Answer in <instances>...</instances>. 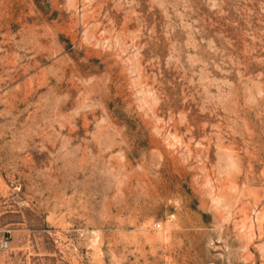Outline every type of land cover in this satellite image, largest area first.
<instances>
[{
    "label": "rangeland",
    "instance_id": "1",
    "mask_svg": "<svg viewBox=\"0 0 264 264\" xmlns=\"http://www.w3.org/2000/svg\"><path fill=\"white\" fill-rule=\"evenodd\" d=\"M0 264H264V0H0Z\"/></svg>",
    "mask_w": 264,
    "mask_h": 264
}]
</instances>
